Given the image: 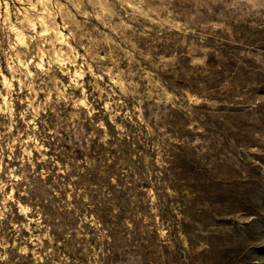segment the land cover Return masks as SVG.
Wrapping results in <instances>:
<instances>
[{"label":"clouds","instance_id":"obj_1","mask_svg":"<svg viewBox=\"0 0 264 264\" xmlns=\"http://www.w3.org/2000/svg\"><path fill=\"white\" fill-rule=\"evenodd\" d=\"M259 34L264 0H0V264H146L150 237L175 247L162 209L202 227L171 152L211 169L198 111L228 108L229 80L210 56L264 69Z\"/></svg>","mask_w":264,"mask_h":264},{"label":"rangeland","instance_id":"obj_2","mask_svg":"<svg viewBox=\"0 0 264 264\" xmlns=\"http://www.w3.org/2000/svg\"><path fill=\"white\" fill-rule=\"evenodd\" d=\"M245 39L253 46H264V34ZM221 47L223 58L210 56L209 64L217 83L229 80L225 96L229 107L213 114L198 111L207 129L205 139L213 150L205 163L212 167L209 170L201 165L194 151L180 149L171 152V175L165 177L176 186L192 181L198 201H206L209 208H188L185 203L200 228L181 225L170 211L162 209V218L172 221L175 247L157 244L155 237H150L145 247L146 264H264V69L251 62L244 67L235 65L232 58L237 50ZM200 79L187 72L180 77L184 86L194 90H199ZM173 123L182 136H191L184 132L179 113ZM179 231L187 237V247L177 236ZM201 244L207 247L198 251Z\"/></svg>","mask_w":264,"mask_h":264}]
</instances>
